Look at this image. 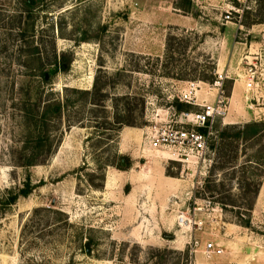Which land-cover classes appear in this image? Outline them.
<instances>
[{
	"label": "rangeland",
	"instance_id": "374dc122",
	"mask_svg": "<svg viewBox=\"0 0 264 264\" xmlns=\"http://www.w3.org/2000/svg\"><path fill=\"white\" fill-rule=\"evenodd\" d=\"M25 2L0 0V264H264V176L251 227L237 223L262 170L254 161L264 138L221 150L217 137L264 121V0ZM231 3L239 12L226 19ZM34 47L46 69L54 52L70 58L68 68L42 79L29 68ZM250 69L258 86L247 90ZM217 73L227 77L229 108L209 141L210 166L149 147L171 114L198 108L177 90ZM94 85L104 106L63 91ZM64 95L74 125L55 122L56 152L18 166L21 146L34 143L25 110ZM115 111L134 126L108 128L102 117ZM27 182L30 192L18 194ZM208 242L223 252L205 253Z\"/></svg>",
	"mask_w": 264,
	"mask_h": 264
},
{
	"label": "trees",
	"instance_id": "16d2710c",
	"mask_svg": "<svg viewBox=\"0 0 264 264\" xmlns=\"http://www.w3.org/2000/svg\"><path fill=\"white\" fill-rule=\"evenodd\" d=\"M28 6L31 7L34 4V0H26L25 2ZM34 50L32 53L31 60L32 63H34V67H29L32 70H34L37 75H40L42 79H45L46 76L50 75L51 73H54L57 69H67L69 66L70 58H66L65 54H61L59 57V60L56 58V53L54 52V59H53V68L52 69H46L45 65L46 63L43 62L41 54L37 51L38 48L34 47ZM95 85L93 86V88ZM63 91H71L75 93H80L84 95H91L89 101L91 104L94 105H101L104 106V104H100L103 101H99L101 98L97 99L96 97V88H94L92 91L89 90H78L75 88H68L64 87ZM68 108V101L66 99V95H64L63 100H53V99H46L41 101V103L34 100V104L32 108L25 110L24 119L25 122H29V124H32V134L34 137V143L32 144H25L21 146V151L19 152V161L18 166H34L38 164L45 163L57 150V147L59 145V141H61L60 136L57 138L55 143L53 144V135L51 133V129L49 127H52V125L56 122L65 121L67 122L66 128L69 129L73 123H71L69 119V115L66 113ZM116 108V107H115ZM112 120L107 121L105 116L102 117L104 120L103 123L107 124L108 128L113 129L115 131H118L119 128L123 125L128 126H134V122L132 120H124L120 113L116 112L113 113ZM92 118V117H91ZM90 120H96V119H90ZM96 122V121H94ZM97 124V122L95 123ZM30 134V135H32ZM217 137H219L222 140V143L220 144L221 150H231L235 146H233L232 142L237 141H247L250 139L258 138L262 139L264 138V121H252L249 123H245L243 125H232L228 126L222 131H220L217 134ZM230 140V141H229ZM231 142V143H229ZM254 163L257 166L262 167V170L260 171L259 175H255L256 182L254 183V189L252 190V194L250 195V199L248 202L247 210L245 211V219L239 220L237 223L250 228L251 227V221H250V213L253 209V205L255 203V199L258 195L259 188L262 182V177L264 176V157H259L257 160L254 161ZM111 165V164H110ZM25 187L20 188L18 190V194L22 196H26L30 192V187H28V182L24 183ZM15 197H11V200H14ZM220 205L222 208H224L225 203L220 202Z\"/></svg>",
	"mask_w": 264,
	"mask_h": 264
},
{
	"label": "built area",
	"instance_id": "2783aa9c",
	"mask_svg": "<svg viewBox=\"0 0 264 264\" xmlns=\"http://www.w3.org/2000/svg\"><path fill=\"white\" fill-rule=\"evenodd\" d=\"M232 11L239 12V9L230 6L225 11L224 17L231 19ZM255 77V71L250 69L245 77L247 90L258 86ZM225 78H227L225 74L217 73L212 82L186 81L177 90V98L187 105L198 108L171 114L169 119L155 128L150 135V147L154 150L171 151L174 159L178 161L182 160V156L191 155L197 159L198 163L204 165L208 161L210 166L211 159L207 158L210 152L209 141L217 133L216 124L219 121L223 122L228 115L229 98L223 89ZM207 96L211 98L208 99ZM179 219L183 222V215H180ZM222 252L223 249L218 245L212 242L206 244L205 253L220 255Z\"/></svg>",
	"mask_w": 264,
	"mask_h": 264
},
{
	"label": "crops",
	"instance_id": "0c3cea01",
	"mask_svg": "<svg viewBox=\"0 0 264 264\" xmlns=\"http://www.w3.org/2000/svg\"><path fill=\"white\" fill-rule=\"evenodd\" d=\"M231 6H233V4L231 3ZM229 78H231V77H229ZM234 81H236L235 79H234ZM207 98L208 99H210L211 97L210 96H207ZM148 145H149V147H150V144H149V141H148ZM156 150H158V149H156ZM166 151H168V150H166ZM170 154H171V151H168ZM172 155V154H171ZM170 159H172V157H170ZM166 178V177H165ZM110 186V183H109V180L107 179V180H105V188H108ZM217 245V244H216Z\"/></svg>",
	"mask_w": 264,
	"mask_h": 264
},
{
	"label": "water",
	"instance_id": "95a60500",
	"mask_svg": "<svg viewBox=\"0 0 264 264\" xmlns=\"http://www.w3.org/2000/svg\"><path fill=\"white\" fill-rule=\"evenodd\" d=\"M122 163H123V161H122Z\"/></svg>",
	"mask_w": 264,
	"mask_h": 264
}]
</instances>
